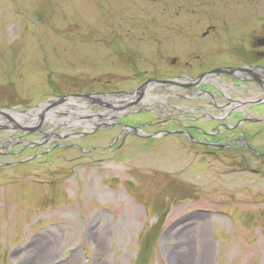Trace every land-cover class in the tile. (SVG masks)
Here are the masks:
<instances>
[{
  "label": "rangeland",
  "instance_id": "rangeland-1",
  "mask_svg": "<svg viewBox=\"0 0 264 264\" xmlns=\"http://www.w3.org/2000/svg\"><path fill=\"white\" fill-rule=\"evenodd\" d=\"M263 36L264 0H0V108L123 89L196 44ZM126 135L0 168V264H264V159Z\"/></svg>",
  "mask_w": 264,
  "mask_h": 264
},
{
  "label": "flooded vegetation",
  "instance_id": "flooded-vegetation-1",
  "mask_svg": "<svg viewBox=\"0 0 264 264\" xmlns=\"http://www.w3.org/2000/svg\"><path fill=\"white\" fill-rule=\"evenodd\" d=\"M211 31H214L213 27L201 35L202 39L206 41ZM263 41L264 36L257 38L253 49L238 52L219 47L199 48L202 45L196 44V49L186 50L172 58L167 66H162L163 74L158 78L143 77L134 85L113 91L41 95L42 99L34 105L0 108V168L13 167L22 161L42 163L45 153L57 152L60 148H82L81 152L109 151L126 142V132L130 128L140 129L143 134L148 133L147 129H154L150 134L158 135L156 138L185 140L192 147L205 149L204 156L237 150L243 157L249 154L264 159V147L252 146L250 133L248 135L243 130L257 126L254 137L264 133ZM215 43L219 44L217 37ZM152 80L157 83L150 82ZM142 87L156 96L152 99L148 93L139 99L141 102L152 100L151 106L130 107L115 119L112 116L106 118L101 108L92 107V104L110 103L113 108L115 103L119 104V107L115 105L117 108L123 109L124 103H131L134 98L137 100L136 91ZM123 93L129 94L121 96ZM63 97H72L77 103L87 104L90 108L81 109V115L85 113L86 118L98 121L99 126H94V123L86 125V120L66 126L60 121L61 117L55 119L56 124L49 123L46 116L57 106L54 102ZM68 108L58 107L57 114L70 116L66 114ZM143 115L151 116L155 121L135 120ZM36 119L40 122L33 125L31 121ZM75 128L81 130L67 134ZM111 131L118 133L109 145L88 150L82 147L86 134L90 137L98 135L99 138ZM25 155L26 158L20 160Z\"/></svg>",
  "mask_w": 264,
  "mask_h": 264
},
{
  "label": "bare ground",
  "instance_id": "bare-ground-1",
  "mask_svg": "<svg viewBox=\"0 0 264 264\" xmlns=\"http://www.w3.org/2000/svg\"><path fill=\"white\" fill-rule=\"evenodd\" d=\"M148 90L149 89H147V88H143V89H140V90L136 91L137 92L136 93L137 97H141L143 99V97L147 96V94L149 93ZM149 97L154 99L156 96H154L153 93H149ZM73 99L71 97V98H69V100H67V102L64 101L63 104H61V106L57 105L55 108H53V110H50V113L46 116V117H48L46 120H48L49 123L56 124L54 116L58 115L57 112L59 111V109L60 108H64V107H69L68 111H67L68 113H66V114H72L74 117L72 115L68 116V118H66V115H65V117H61L60 121L63 122L64 125L66 124V126H71L73 123H76V122L77 123H83L86 120L87 121L86 125H90L91 123H94L93 124L94 126H99L98 121L93 120V119L90 120L89 118H86L85 117L86 116L85 113L83 115H81L82 114L81 113V109H85V108L87 109V108H90V107L87 104L77 103V102L73 101ZM74 100H76V99H74ZM134 100H135V98H134ZM134 100H132V102ZM152 103H153L152 100H149V102H148V100H145V101L141 102L139 105L143 104V105H146V106H151ZM112 105H114L113 108L110 107L111 106L110 103L103 104V105H100V104L97 103V104H95V106L92 104V107L101 108L103 110L102 113L104 114V116L106 118L112 116V118H114V119L117 118L120 113L127 112L128 109L130 108V107H123V109H118L116 106L119 107V104L113 103ZM126 105L127 104L124 103V106H126ZM58 107H59V109H58ZM111 110H112V112H111ZM39 119H41V117ZM19 121H24V120H19ZM38 122H40V120H38V119L31 121V123L33 125H35Z\"/></svg>",
  "mask_w": 264,
  "mask_h": 264
},
{
  "label": "water",
  "instance_id": "water-1",
  "mask_svg": "<svg viewBox=\"0 0 264 264\" xmlns=\"http://www.w3.org/2000/svg\"><path fill=\"white\" fill-rule=\"evenodd\" d=\"M263 46H264V41H263ZM150 82L157 83V81H155V80H152ZM150 82H148V83H150ZM145 86H147V85H145ZM141 89H143V87ZM129 93H132V92H129ZM129 93H123V94H121V96L128 95ZM87 97H90V96H87ZM75 98H77V97H75ZM140 98L141 97H138L137 100H135V101L127 104L124 107H133V106L139 105L141 103V101H139ZM67 100H69L68 97H63L61 100H58L57 102H54V105L55 106L56 105H60L61 103H63L64 101H67ZM118 109H120V108H118ZM126 133L131 134V135H134V136L142 137V138H145V137H148V138H156V137H158V135L145 136V134L141 133L140 129H137V128H130V130L128 132H126Z\"/></svg>",
  "mask_w": 264,
  "mask_h": 264
}]
</instances>
